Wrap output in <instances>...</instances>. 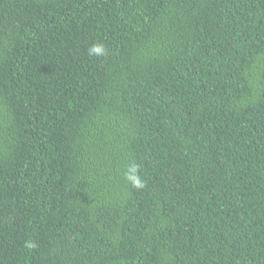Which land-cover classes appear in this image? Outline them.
Wrapping results in <instances>:
<instances>
[{
    "label": "trees",
    "instance_id": "trees-1",
    "mask_svg": "<svg viewBox=\"0 0 264 264\" xmlns=\"http://www.w3.org/2000/svg\"><path fill=\"white\" fill-rule=\"evenodd\" d=\"M0 264H264V0H0Z\"/></svg>",
    "mask_w": 264,
    "mask_h": 264
},
{
    "label": "clouds",
    "instance_id": "clouds-1",
    "mask_svg": "<svg viewBox=\"0 0 264 264\" xmlns=\"http://www.w3.org/2000/svg\"><path fill=\"white\" fill-rule=\"evenodd\" d=\"M92 54H95L97 56L103 55L105 54V49L100 44L93 45L89 49V55ZM137 173H138V165L133 164L128 168V171L125 173V177L128 181L132 183L134 187L140 189L145 187V182L140 178V176Z\"/></svg>",
    "mask_w": 264,
    "mask_h": 264
}]
</instances>
